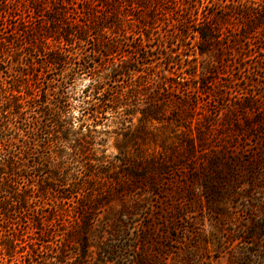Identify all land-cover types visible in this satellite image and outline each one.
I'll use <instances>...</instances> for the list:
<instances>
[{
  "label": "rangeland",
  "instance_id": "1",
  "mask_svg": "<svg viewBox=\"0 0 264 264\" xmlns=\"http://www.w3.org/2000/svg\"><path fill=\"white\" fill-rule=\"evenodd\" d=\"M31 1L0 0V156L19 153L0 168V264H264V0H94L55 68L66 24ZM200 21L215 35L204 53ZM78 59L96 69L78 75ZM93 78L115 103L85 95ZM152 99L169 119L144 117Z\"/></svg>",
  "mask_w": 264,
  "mask_h": 264
},
{
  "label": "trees",
  "instance_id": "2",
  "mask_svg": "<svg viewBox=\"0 0 264 264\" xmlns=\"http://www.w3.org/2000/svg\"><path fill=\"white\" fill-rule=\"evenodd\" d=\"M33 1H35V2H33ZM30 3L34 7H39L42 10L55 11L59 20L63 21L66 24L64 27L63 26L61 27L60 31H57V29H56V32H59V34L56 35L55 37H53V40L55 41V44L53 45L54 50L57 51L58 53H60L61 59L59 62L58 61L52 62V65H54V68L57 65H58V67H61V66L65 67L67 65V63L73 59V57L71 56V53H70L72 51V49H74L73 46L75 44H79L78 46H81L82 38L79 36V34H78L79 32L77 31V28H79L78 30H80V29H83L87 25L90 26V24L87 23V19L91 18L92 13H90V12L93 11L94 9H96V7H98V6L95 4L94 0H49L48 2H47V0H32ZM75 5H78V7ZM83 6H88V8L84 9ZM196 14H197V11H194V12L190 11L188 19L193 20L195 22L198 21L197 17H195V16L193 17V15H196ZM79 17L81 18V22H83L82 25L80 24V21L78 20ZM0 18H1L0 21L2 22L1 24L3 25L4 20H5V15H1ZM197 24H199V26L203 25L202 21L198 22ZM74 29H76V30H74ZM102 34L105 38H109V40H108L109 43H112V44L114 43V41H112V39L110 38L111 36L108 33H102ZM199 35H200L201 39H203L201 42H199V51L201 53H204V50H205L204 46L205 45L208 46L210 40L213 39L215 37V35L212 32V30H209L208 26L207 27L205 26V24H204V26H201V28L199 29ZM47 36L50 37L51 35H46V37ZM49 37H47V38H49ZM139 40H140V42H138V45L143 46V43H141V38H139ZM2 44H5V41H4V37L0 34V45H2ZM44 44L50 45L49 42H45ZM221 45L224 48L225 47H227V48L231 47V44L221 43ZM142 49H143V51H147V50H145V47H142ZM74 61H73V63L78 65L74 68V69H76L78 75H83L85 72H93L96 69V66L93 65L94 62L86 61L83 59H78V61H75V62ZM119 67H121V64H118L117 67L115 69H113V73L111 74L112 75L111 78L116 79V78L121 77V70ZM104 86L105 85L103 84V81L96 79V78H93L92 81L88 84V86L84 89V93L86 96H88L86 93H88L89 91H94L95 96H97L96 98L101 99V97H99L98 94L101 92V89ZM59 93H60V91L55 93L56 94L55 98L53 97L54 98V101H53V103H54V106H53L54 114H53V116L57 117V123H59V122L67 123L66 122L67 116L70 113V110L73 109L72 103L69 99L68 91H63L62 94L60 93L61 95ZM165 100H169V99H165ZM101 101H102V99H101ZM106 101H110V102L115 103L116 97L115 96L109 97L108 99H106ZM106 101H102L101 105L105 106L106 104H108ZM81 103H82V106H81L82 112H85L86 110H90V109L93 110V108L95 106L94 104H91L88 101V99H86V97L84 98V100ZM163 104H165V102L160 104L158 99H152L148 103V105L145 108H143V110H142L144 117L157 119V120L169 119L170 116L167 115L166 111L164 110ZM101 105H100V108L102 109V111H105V108H103ZM178 107H179V105H177V103H176L173 106V108L171 109V115L175 117V120H182L183 118H187L189 116V113H187V111H183V110L177 111ZM176 111H177V113H176ZM61 112L63 113V115H61ZM236 128L240 130V127L238 125H236ZM211 141H213V140H211ZM203 143L205 144L208 142L206 140H204ZM202 150L204 151V150H208V149H207V147L202 145ZM17 154L19 155L18 152L16 154L15 153H5L2 156H0V168H2L6 163H10V162L15 163V157L18 156ZM142 166H143V162H141V161H139L138 163L134 162L132 164V166L127 171L128 176L124 175L121 179H119L118 182H119L120 186L123 188L132 187V185L136 181H138L140 176H142L140 173L137 172V170H139V168H141ZM130 176H132V178H134V179H131ZM82 195H84V194H82ZM87 215H88V212H85L82 217L80 215V217H81L80 220L85 221ZM78 219H79V217H78ZM80 220H78L77 223H80L79 222ZM70 236H71V240L76 241V242H79L83 238H85V236L83 235V231L79 229V225H78V228H74V230L72 232L67 233V237H70ZM66 259H67L66 253L61 252L60 254L57 255L55 262H56V264H62L63 262L66 261Z\"/></svg>",
  "mask_w": 264,
  "mask_h": 264
}]
</instances>
